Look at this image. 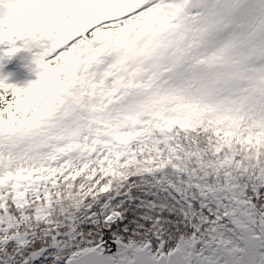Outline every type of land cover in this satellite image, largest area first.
<instances>
[{"label":"snow or ice","instance_id":"1","mask_svg":"<svg viewBox=\"0 0 264 264\" xmlns=\"http://www.w3.org/2000/svg\"><path fill=\"white\" fill-rule=\"evenodd\" d=\"M0 264H264V0H0Z\"/></svg>","mask_w":264,"mask_h":264}]
</instances>
